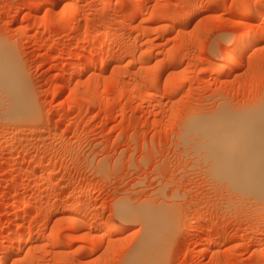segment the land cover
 <instances>
[{
  "label": "rangeland",
  "instance_id": "1",
  "mask_svg": "<svg viewBox=\"0 0 264 264\" xmlns=\"http://www.w3.org/2000/svg\"><path fill=\"white\" fill-rule=\"evenodd\" d=\"M256 1L248 13L242 0H76V23L65 0H0V45L33 101L32 115L9 117L0 84L2 264H127L144 225L120 218V205L165 215L161 264H264V199L219 181L190 129L224 106L238 118L264 111ZM241 36L233 67L224 53ZM20 230L31 238L10 234Z\"/></svg>",
  "mask_w": 264,
  "mask_h": 264
},
{
  "label": "bare ground",
  "instance_id": "2",
  "mask_svg": "<svg viewBox=\"0 0 264 264\" xmlns=\"http://www.w3.org/2000/svg\"><path fill=\"white\" fill-rule=\"evenodd\" d=\"M65 1L66 2L64 5V9L69 10V11L71 10L72 17H73L72 21L73 22L77 21L76 23H78L77 19H79L78 18L79 12L77 8L75 7L76 0H65ZM242 2L244 5V10L246 12L254 13L253 10L255 9H253L254 7L250 5V3H248V0H242ZM256 2L258 3V0ZM138 4L141 5V3H137V5H135V8L138 6ZM257 5L258 4H256V6ZM260 13H263L264 15V10H262ZM177 16L179 17V15ZM177 16L175 18H172L173 22L176 20V18L178 19ZM185 19L188 20L185 16V18L180 21L183 22ZM170 20H171V17H170ZM70 26L72 27V25ZM263 28H264V24L262 26V29ZM254 31H253L254 32L253 36H251L250 38V42H251L250 44H253V43L256 44L257 42H259V40L261 41L262 36H264L262 32H260L261 30L260 31L258 30V32H256V30ZM107 38L109 40V37L107 35L105 36L103 35L101 39L104 40ZM248 38L245 39V36L243 37L241 36L240 38L241 40H239V42L237 43L238 45L236 46L237 47L236 49L234 50L230 49V50L225 51L224 53L225 57L228 58L230 61L234 62L233 67H235V64L236 65L240 64L238 60H236L237 57L235 58V56L238 54L239 55L242 54L244 49L248 47V44H249ZM245 42L247 46L245 45ZM1 47L3 48V50L1 49ZM4 49L5 48L0 45V84L5 87V89L7 90L8 94L11 97L9 117H13L15 119H21L23 117L27 118V115L29 117V114L32 115L31 113H33L31 111V106H33V101H31V98L29 97L30 92L28 93L29 91L27 88L28 86L25 85V83L27 84V82L25 80L24 73L22 72L23 75L22 73H20V71H22V68L20 70L19 67H17V65L19 66V64H16V62L13 61L14 59H12L11 56H9V51L8 53H6L7 51H4ZM107 51L108 49L105 51L106 54L108 53ZM235 52H237L238 54H236ZM234 53L236 55H234ZM105 56H102L104 57L102 59L100 58L102 64H105L107 60ZM140 58L142 59L143 56L141 55ZM90 59L91 61L89 60H87V62L85 61L86 63L84 65H77V67L73 66L75 67L74 70L77 69L78 76L79 74L83 73L89 67L95 65V63L96 64L98 63V61L96 62L95 58L94 60H92V58ZM72 74L74 75L75 73H72ZM23 78L25 81L23 80ZM167 82H169L170 84V81L167 80ZM166 86H167V83H165V87ZM178 89H179V86H177L176 88L169 89V91L167 90L166 93H168L169 95L170 94L173 95V93L176 92ZM26 90L29 95L26 93ZM30 111L31 113H29ZM242 112L243 111L240 112V109L232 110V108L230 109L229 107L224 106L222 110L217 111V113L213 115H208V116L205 115L203 117L199 115L200 117L198 116V118H194L193 121L190 119L192 121L190 129L196 132L198 136L200 137V139L198 138L199 139V143H198L197 142L198 139H196L198 136L195 137L196 135L195 136L192 135L194 139H196V140L193 139L195 143L196 142L198 143V144L194 143L195 148L198 147L196 148V150L198 149L197 154H199V149H200V152L203 151L202 149H206L205 150L206 156L208 157V159L210 158L211 160H208L209 162L207 163V159L205 158L206 159L205 164L211 163V166L210 165L209 166L212 168V170H210V167H207L209 168L208 170H210L211 173L213 171L214 175L219 178L218 179L219 181L220 179L227 181L228 187L230 186L231 188V189L228 188L226 185L227 190L233 189L235 192H237V194L233 193L234 195H236L237 198H238L237 195L239 193L242 197L243 195H247L248 197L249 196L252 197L253 200L261 199L262 201V199H264V111L260 113H256L254 115L245 114L238 118L237 114L242 113ZM255 118L256 120L254 121ZM199 147H201L202 149ZM200 155L202 156V154ZM214 175L212 176L214 177ZM221 182L223 183L224 181H221ZM223 184L225 185V183ZM250 197L247 199H251ZM72 205L75 206L74 204ZM117 208H118L117 214L120 218L124 219L125 221L141 220L144 225V229L142 230L143 233H142L141 240L140 239H139L140 241L138 240L139 243L138 242L136 243L137 245L134 247L131 254L129 253V257L128 258L126 257L128 259V261L126 259V262H128L127 264H159L161 262V257H162L160 239H162V235H163L162 230L164 231L163 229L164 226L162 225L164 224L163 222L165 221L164 219L162 222V219L164 218L165 215H163L162 212L160 211H154L150 215L148 214L149 216H147L146 213L145 214L141 213L138 210L131 208L127 205H120ZM78 213L79 212L77 213L71 212V214H69V220L71 224L75 227H80V224H79L80 220L81 218L84 217V216L82 217L81 214H78ZM107 227L108 226H106L105 228ZM109 227L110 229H112V231L118 229V227L115 225L114 226L109 225ZM133 231L135 230H132L131 234ZM126 232H130V230L126 229ZM10 234L13 235L15 239H19L20 241H22L23 239H26L27 237L31 238L30 236L31 233L30 232L27 233L25 230H20L19 232H15V231L10 232ZM54 239H55V236H54ZM32 243L34 244L33 240H32ZM9 247L5 246L4 248H0V264H2V262L4 261L3 256H2V254H4L3 252L5 253L10 252Z\"/></svg>",
  "mask_w": 264,
  "mask_h": 264
}]
</instances>
